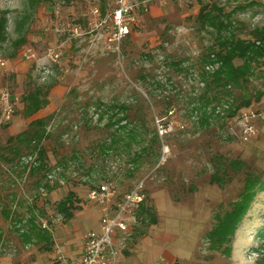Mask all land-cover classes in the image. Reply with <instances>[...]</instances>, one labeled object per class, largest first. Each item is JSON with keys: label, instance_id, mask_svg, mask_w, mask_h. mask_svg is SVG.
I'll return each mask as SVG.
<instances>
[{"label": "rangeland", "instance_id": "rangeland-1", "mask_svg": "<svg viewBox=\"0 0 264 264\" xmlns=\"http://www.w3.org/2000/svg\"><path fill=\"white\" fill-rule=\"evenodd\" d=\"M133 1L138 6L130 32L110 42L116 0H40L34 8L28 0H0V8L10 10L8 40L0 44V98L9 91L14 103L13 116L6 121L0 103V154H10L5 150L10 136L30 128L32 120L52 114L46 126L51 138L43 141L49 171L31 175L24 159L30 151L13 162L1 161L0 264H17V258H29L40 250L35 238L23 236L31 226L29 220L40 225L51 219L71 190L78 208L72 221L64 219L57 225L73 234L76 242L82 232L102 231L101 211L87 198L91 186L112 183L119 201L140 180L157 222L139 218L125 249L128 255L144 264H256L260 258L264 191H258L240 222L230 256L211 248L208 233L217 223L215 215L237 200L247 171L264 178V121H257L258 135L246 142L232 137L216 118L208 127L200 126L199 113H191L198 104L190 102L201 93L202 56L215 42L213 30L197 22L200 0ZM220 4L232 12L239 36L248 37L252 29L264 25V0H220ZM25 14L29 17L23 18ZM17 18L24 19L20 30L15 27ZM75 25L80 26L78 33L73 32ZM21 33L27 42L10 58L12 41ZM48 47H59L63 55L56 74L42 83L36 63ZM27 48L33 49L30 57L24 55ZM52 83L47 106L27 116L22 97ZM257 90L263 96L252 106L264 104V72L259 68L234 96L254 97ZM170 99L173 111L166 113ZM122 104L128 105L129 118L118 123ZM156 116L169 124L158 138ZM128 129L135 131L130 135ZM106 140L113 148L104 151ZM142 150L139 161H134ZM216 154L244 160L248 166L231 170L224 185L212 183ZM49 173L54 175L52 181ZM45 182L52 188L47 189Z\"/></svg>", "mask_w": 264, "mask_h": 264}, {"label": "trees", "instance_id": "trees-1", "mask_svg": "<svg viewBox=\"0 0 264 264\" xmlns=\"http://www.w3.org/2000/svg\"><path fill=\"white\" fill-rule=\"evenodd\" d=\"M40 0H28L31 8H34ZM201 7L197 14V22L202 28L212 29L215 35V42L208 47V51L202 56L203 68L199 77V86L201 93L198 97L191 100V113H199L198 124L200 126H209L211 118L220 120L227 125L228 120L236 117L244 108L253 105L254 101H259L263 96V91L257 90L254 97L248 95L234 96L235 90H243L246 82L253 76L257 75L258 68L264 72V25L257 26L251 30L248 37H242L236 34L235 21L232 18V12H226L225 7L220 4V0L202 1ZM10 10L0 8V44L8 40V24ZM23 18H28L25 14ZM24 19L17 18L15 27L20 30ZM27 42L24 34H20L12 41L13 51L9 54L10 58H14L18 54V50ZM237 61H240L237 63ZM178 65L181 63L178 62ZM54 84H50L47 88L35 87L28 91L23 97V111L27 116H32L49 103V89ZM196 98V99H195ZM173 100L167 101L166 113L170 110ZM120 113L123 115L116 121L121 123L127 120L129 108L128 105L120 106ZM52 118V114L47 117L34 119L30 122V128L9 138V143L5 150L9 153L0 154L1 161L13 162V158L20 156L24 151L31 153L25 156L37 154V164L29 165L31 175H37L50 170L49 155L47 148L43 145L45 139L51 138V134L47 131V123ZM167 124L163 117L156 116V123ZM121 128H127L122 125ZM155 135L158 138L159 126L156 125ZM130 135L135 130L128 129ZM110 140H116L112 135ZM111 143V142H110ZM106 142L102 145L103 150L113 148L111 144ZM145 150L135 153L133 160L138 162ZM214 173L211 176L212 183L224 185L230 179V171H238L248 165L244 160L228 158L223 154H216L212 158ZM44 186L51 189L52 186L45 182ZM145 190V189H144ZM258 191H264V178L254 171H247L242 190L232 204L230 209L223 214L217 213L215 218L216 225L209 231L208 238L211 241V248L222 252L226 256H230L233 249V240L240 222L247 214ZM76 194L70 191L65 198L57 204L58 212L62 213L66 220H70L74 216V210L78 206L74 205ZM7 217L9 212H5ZM137 215L141 220H148L149 224L157 222L153 212V206L149 205L145 196L144 201L140 204ZM31 226L25 230L23 236L27 240L36 239L40 248L49 250L53 244L52 232L43 227V224H36L34 219L29 220ZM260 233L264 238V225L260 228ZM2 232L0 230V241ZM261 256L256 264H264V244L259 249Z\"/></svg>", "mask_w": 264, "mask_h": 264}, {"label": "built area", "instance_id": "built-area-1", "mask_svg": "<svg viewBox=\"0 0 264 264\" xmlns=\"http://www.w3.org/2000/svg\"><path fill=\"white\" fill-rule=\"evenodd\" d=\"M117 8L114 11V32L109 38L110 42L120 41L130 32L129 25L134 21V14L138 4L133 0H116ZM80 26L75 25L73 32L78 33ZM63 52L59 47H48L43 56L36 63L38 80L46 83L56 74L55 66L60 64ZM34 54L32 48H27L24 55L30 57ZM3 63V61H2ZM0 103L3 117L10 120L14 112V103L9 91L1 93ZM158 126L161 134L168 131L169 124ZM257 121H264V104L244 108L236 117L229 119L227 128L229 134L235 139L246 142L258 135ZM25 161L31 165L37 164V154L25 156ZM53 174L49 173L52 181ZM145 182L140 180L129 192L117 201V192L112 183L103 181L91 186L87 198L96 204L101 211V232L90 230L86 235L83 252L78 259L69 258L59 244H56V255L50 264H117L119 251L125 249L132 236L135 224L139 222L137 211L145 199ZM43 194L47 192L42 189ZM65 219L57 212L51 219L43 221V227L54 232L55 226ZM121 233L117 237V232ZM117 237V238H116Z\"/></svg>", "mask_w": 264, "mask_h": 264}, {"label": "crops", "instance_id": "crops-1", "mask_svg": "<svg viewBox=\"0 0 264 264\" xmlns=\"http://www.w3.org/2000/svg\"><path fill=\"white\" fill-rule=\"evenodd\" d=\"M70 221H72V219H70ZM67 231L68 230L66 228L59 227V225H56L54 232L52 233L53 249L50 248L49 250H43L40 248L41 244H39L40 250L32 251L31 252L32 254L31 256H29V258H27L28 255L24 256V258H20V257L17 258L16 263L17 264H50V262L53 260V258L56 255V244L60 245L61 250L69 258L78 259L83 252L86 241V235L89 231L80 233L79 234L80 237L77 239L76 242H74L75 240L72 239L73 234L67 233ZM120 233L121 232L118 231L116 236L118 237ZM134 233H135V226L132 232V236L134 235ZM125 249L119 251L118 254L119 258L117 264H144L143 262L138 261L133 255H128V252H126Z\"/></svg>", "mask_w": 264, "mask_h": 264}]
</instances>
